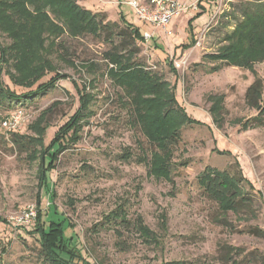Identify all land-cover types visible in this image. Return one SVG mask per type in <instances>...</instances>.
Masks as SVG:
<instances>
[{"label":"rangeland","instance_id":"obj_1","mask_svg":"<svg viewBox=\"0 0 264 264\" xmlns=\"http://www.w3.org/2000/svg\"><path fill=\"white\" fill-rule=\"evenodd\" d=\"M259 1L198 0V9L169 21L167 33L140 21L128 0H0L5 264H58L42 252V221L63 224L64 237L94 264H264V120L251 127L253 118L264 119V61L220 59L244 20L238 8ZM129 25L154 37L133 41ZM124 41L128 50L107 60ZM176 59L186 63L176 67ZM129 65L141 66L160 88L140 101L164 99L177 109L167 178L152 172L156 148L114 77ZM258 77L263 89L247 99ZM6 88L14 97L4 99ZM56 141L66 149L44 185V157L57 152ZM217 173L233 185L221 203L202 184ZM121 207L126 216L107 217ZM138 215L160 244L134 227ZM223 245L233 254L221 253Z\"/></svg>","mask_w":264,"mask_h":264},{"label":"trees","instance_id":"obj_2","mask_svg":"<svg viewBox=\"0 0 264 264\" xmlns=\"http://www.w3.org/2000/svg\"><path fill=\"white\" fill-rule=\"evenodd\" d=\"M259 2L258 5L245 4V9H241L243 8V5L242 7L238 8L239 11L242 10L241 13L244 16V20L240 23L239 27L235 28L233 31H231V33L228 34L227 39L232 43L230 47L231 49L224 52L223 56H220V59L224 60L222 62L229 64V62L231 61L239 60L241 62V60H245V66H248L249 64L257 60L264 61V0H261L260 3ZM253 7H255V9H253ZM202 12H204V10L199 12L196 17L200 16ZM196 17H194L189 22L190 27L192 21ZM99 29L100 25L98 24L96 30ZM128 33L132 37L133 41H136L138 39L145 40L143 33L138 27L129 25ZM128 45L129 44L127 43V41H124L120 45H115L114 48L105 53V58L109 61H114V59L120 54L121 51L128 50ZM133 51L134 49L130 50L129 52ZM137 65L134 69H132L129 65L128 67H126V72H121V74L114 72L113 74L114 77L117 76L116 80L120 84V86L124 88L127 91V94H130L132 97L130 99V102L133 105V107L131 108L135 109L134 119L136 121L140 120L142 132L150 141V143L159 150V152H157V150L154 149L153 152L154 158L151 168L152 172L157 174L160 173V176L167 178L168 174L166 170L169 169L168 161L171 158V155H169V157H165V155H167L170 150V144L178 138L176 124L173 123V120L171 118L172 114L176 113L175 111L177 109H175V107L167 109V107L164 105V99L158 100V98H151L145 100L143 98V100H139V97H141L143 93L153 94L154 92L155 94H157L156 91H158L160 88L158 87V83L156 82V80L153 79L154 76H150L147 71H143V68ZM239 65L243 66L244 64ZM262 89L263 83L261 78L258 77L248 88L246 92L247 99L248 97L254 98V96H256L258 93H261L260 91H262ZM4 93V99L14 97L12 94H16L8 88L4 90ZM166 93L168 92H163L162 96L165 97ZM171 100L176 102L177 104L179 103L178 99L173 94L170 101ZM148 102V108H144V105H146ZM263 108L264 107H259L258 109L259 111H261ZM178 109H180L182 113L187 117L188 114L182 105L178 104ZM146 119L148 120V122H146ZM253 120L255 122L251 127H255L257 126V124H261L264 119L259 115L258 117L253 118ZM74 126L75 125H73L72 128H75ZM76 132L78 131L75 130L72 134L74 138L77 137ZM56 145L58 146V150L56 153H51L50 151L48 152L50 157V160L48 162L47 156L44 157V185H46L49 180L51 164H53V162L58 159V153H61L66 149L65 147H62L61 142L59 141L54 142L52 148H54ZM234 178L235 180H241V177L238 176H234ZM202 184L204 187L203 190H205L208 198L217 203H221L226 197L230 196L233 193V185L223 175L218 173L217 175L210 174L206 176ZM234 203V206L237 207L238 205L236 204V202ZM126 215V210L121 207V209L119 208L117 212H113L107 217L115 216L116 218L117 216L120 217ZM162 216L164 217V215ZM125 220L126 219H123V221ZM162 220L165 221L166 216ZM134 223V227H136V229L144 234L143 236H146L149 241H151L152 243L154 242L156 245L160 244V238L158 239L155 234H153L147 228V226H145L144 219L140 215L135 218ZM40 224L42 225V230L38 233V238L42 246V252L43 254H45V256L56 258L55 261L58 264H94L85 258V256L82 254V251H80L77 246L70 243V241H68L64 237L65 230L63 224L51 222L47 225L45 221H42ZM232 249L233 247H227L223 245L221 246L220 252L226 255L233 254V251H231ZM58 250H60V252H58ZM63 255H65V257ZM0 264H5L2 256H0Z\"/></svg>","mask_w":264,"mask_h":264},{"label":"built area","instance_id":"obj_3","mask_svg":"<svg viewBox=\"0 0 264 264\" xmlns=\"http://www.w3.org/2000/svg\"><path fill=\"white\" fill-rule=\"evenodd\" d=\"M198 0H195L191 3H187L183 0H128L140 21L151 24L155 29L162 28L167 33H170L168 30L169 21L174 17L180 15L182 12L191 9H198L197 5ZM143 35L145 39H151L154 37V32L144 31ZM176 67L184 66L186 59H176ZM15 118V117H14ZM5 125H11V120L7 119L4 122ZM27 219L21 218L18 222H27Z\"/></svg>","mask_w":264,"mask_h":264}]
</instances>
